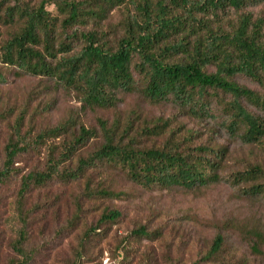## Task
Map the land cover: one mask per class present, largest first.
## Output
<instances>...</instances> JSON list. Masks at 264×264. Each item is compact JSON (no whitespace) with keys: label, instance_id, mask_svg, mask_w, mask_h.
Listing matches in <instances>:
<instances>
[{"label":"trees","instance_id":"obj_1","mask_svg":"<svg viewBox=\"0 0 264 264\" xmlns=\"http://www.w3.org/2000/svg\"><path fill=\"white\" fill-rule=\"evenodd\" d=\"M260 2L42 0L31 7L21 0H0V21L13 28L0 47V62L16 69L19 75L55 80L72 92L83 108L91 110L113 109L120 93L133 92H139L152 104L172 103L199 120L213 119L221 109L226 115L222 125L230 137L246 145L262 144L264 120L251 113L243 102L264 109V93L241 87L233 78L242 75L264 90V20L253 21L250 13L240 14L236 21L230 16L231 12L238 14ZM127 3H131L135 14H129L122 22L120 36L111 37L102 24L111 11ZM48 4L56 7L58 15L47 11ZM24 116L20 113L16 118L13 138L5 146L0 184L13 174L16 158L32 148L21 134ZM70 122L36 136V143L68 135L70 139L62 141L57 158V147L49 146L44 172L22 178L21 198L30 186L42 187L53 178L75 181L99 165L119 168L128 180L144 189L193 190L222 182L219 171L226 147H181V143L171 140L163 147L140 146L142 137L165 135L168 121H143L135 127V120L128 118L121 127L118 119L110 125L98 119V131ZM72 127L77 129L71 132ZM98 133L103 140L101 147L87 158H79L74 169H70L79 149ZM262 179L264 171L253 166L237 173L232 185L251 182L241 188V193L257 197L264 195ZM88 184L89 181L86 189L91 198L120 196L105 188L94 191ZM120 217L118 211H104L98 224L84 231V240L102 224ZM131 236L155 241L160 233L140 227ZM247 237L252 252L261 255L264 232L247 230ZM23 242L20 236L13 246L22 256ZM223 245L224 237L217 233L208 252L192 264H222Z\"/></svg>","mask_w":264,"mask_h":264},{"label":"rangeland","instance_id":"obj_2","mask_svg":"<svg viewBox=\"0 0 264 264\" xmlns=\"http://www.w3.org/2000/svg\"><path fill=\"white\" fill-rule=\"evenodd\" d=\"M41 1L21 0V3L36 7ZM127 4L111 11L102 24L111 37L120 36L122 22L129 14H135L131 3ZM46 9L58 15L54 5L48 4ZM231 13L234 21L243 13L252 14L253 21L264 20V0L238 14ZM12 32V27L0 21V47ZM233 81L264 93L257 83L242 75ZM118 98L113 109L83 108L75 95L55 80L19 75L16 69L0 62V169L5 146L13 138L20 113L25 114L21 134L32 145L16 158L13 174L0 184V264H192L208 252L217 233L224 237L222 264H264V244L260 247L262 254L257 255L245 240L247 230L264 232V195L244 196L241 188L251 182L232 185L237 173L249 167L259 166L264 171V143L246 145L230 137L222 125L226 115L221 109L213 119L199 120L172 103L152 104L139 92L120 93ZM243 104L264 120V109ZM136 117L140 119L137 121ZM128 118L135 120V127L143 121L169 122L165 135L142 137L139 142L142 148L163 147L168 140L181 143V147H226L219 171L222 182L193 190L144 189L128 180L119 168L99 165L75 181L53 178L42 187L30 186L21 198L22 178L44 172L49 146L57 147L54 153L57 158L62 141L70 139L68 135L36 143L37 135L68 121L98 131V119L109 125L118 119L123 127ZM76 129L72 127L71 132ZM102 144L98 133L79 149L70 169H74L79 158H87ZM88 181L94 191L105 188L120 196L91 198L86 189ZM260 183L264 184V179ZM106 210L118 211L121 217L102 224L84 240V231L96 226ZM140 227L159 232L160 237L151 241L131 236ZM20 236L24 238L21 245L24 256L13 248Z\"/></svg>","mask_w":264,"mask_h":264}]
</instances>
